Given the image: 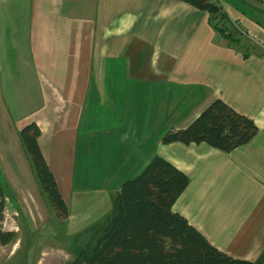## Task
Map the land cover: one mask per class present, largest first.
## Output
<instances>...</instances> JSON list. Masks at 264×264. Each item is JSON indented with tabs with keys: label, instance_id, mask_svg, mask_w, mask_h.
<instances>
[{
	"label": "crops",
	"instance_id": "1",
	"mask_svg": "<svg viewBox=\"0 0 264 264\" xmlns=\"http://www.w3.org/2000/svg\"><path fill=\"white\" fill-rule=\"evenodd\" d=\"M225 12L253 29L239 11ZM221 37L206 11L181 0H0L1 171L13 180L32 176L18 134L33 122L65 200L83 185L75 164L90 107L115 115L120 93L132 106L148 99L140 105L147 111L149 100L183 96L181 106L191 103V111L154 139L144 120L135 130L111 128L109 156L125 163L94 188L105 193L93 205L109 212L121 183L163 156L189 177L172 210L219 250L257 260L264 252V58L246 59ZM216 98L254 121L258 130L247 143L223 152L206 143L161 142ZM141 138L147 147H139ZM29 189L18 194L35 195Z\"/></svg>",
	"mask_w": 264,
	"mask_h": 264
},
{
	"label": "trees",
	"instance_id": "2",
	"mask_svg": "<svg viewBox=\"0 0 264 264\" xmlns=\"http://www.w3.org/2000/svg\"><path fill=\"white\" fill-rule=\"evenodd\" d=\"M209 15L212 27L225 38L230 35L219 19L228 17L212 0H181ZM254 121L225 103L212 100L187 126L168 130L163 144L206 143L229 152L247 143L257 132ZM40 130L29 123L19 140L41 194L61 219L68 207L38 145ZM188 175L160 155L153 156L141 171L123 181L112 196L109 212L70 240L74 257L68 264H264V252L255 261L234 258L213 246L172 205L185 190ZM5 194L0 185V222ZM13 232L0 231L7 244Z\"/></svg>",
	"mask_w": 264,
	"mask_h": 264
},
{
	"label": "rangeland",
	"instance_id": "3",
	"mask_svg": "<svg viewBox=\"0 0 264 264\" xmlns=\"http://www.w3.org/2000/svg\"><path fill=\"white\" fill-rule=\"evenodd\" d=\"M212 1L221 6L224 12L225 10L230 13L239 11L253 23V29L249 28L246 24L244 26L241 20L231 19L225 12L229 24H225L226 19L221 18L219 23L220 26L228 29L230 35L228 39L224 36L221 38L229 42L230 49H237L244 53L243 56L246 59L251 55L264 58V0ZM118 86L122 89L124 84H118ZM172 97L171 94L170 98L165 95L160 100H149L147 111L140 105L146 104L148 99L140 103L134 100L135 104L132 106L128 100L124 99V94L120 93V98L117 99L120 106L115 115L112 111L109 115L108 107L92 106L88 109L95 111H88L84 115L80 135L81 144L85 148L84 153H79V161L75 164L78 181L83 185L77 184L78 189L70 196H65L64 201L67 202L69 212L65 220L47 205L38 185L33 181V174L31 177L27 175L26 178L24 175L22 178L16 175V180H13L0 169V185L8 197L4 200L5 208L3 220L0 222V231L14 233L9 243H0V264H68L74 257L68 238L71 240L72 236L78 233L81 236L94 220L108 213L107 208L97 210L93 205L95 196L101 197L98 194L105 193L104 190L94 188H100L112 175H116L119 170L121 172L125 163L115 162L114 157L109 156L111 128L117 126L119 129L135 130L144 120L146 124L148 122L150 124L149 135L152 139L156 138L157 133L164 132L175 124L177 116L192 108L191 103H189L190 109L181 106L180 99L183 96ZM148 144L149 141H143L141 138L139 147L145 148ZM123 158L127 159V157ZM17 173L21 174L20 170ZM17 180H21L23 184L19 186ZM25 181L26 185H24ZM29 187L32 188V192L35 190V195L33 193L19 195L24 190L31 192Z\"/></svg>",
	"mask_w": 264,
	"mask_h": 264
}]
</instances>
